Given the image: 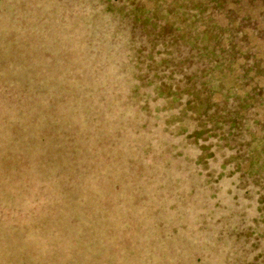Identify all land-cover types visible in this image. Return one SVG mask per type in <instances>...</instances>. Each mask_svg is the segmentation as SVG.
I'll return each instance as SVG.
<instances>
[{
	"label": "rangeland",
	"instance_id": "1",
	"mask_svg": "<svg viewBox=\"0 0 264 264\" xmlns=\"http://www.w3.org/2000/svg\"><path fill=\"white\" fill-rule=\"evenodd\" d=\"M235 2L0 0V264H264V76L216 62L264 68Z\"/></svg>",
	"mask_w": 264,
	"mask_h": 264
},
{
	"label": "trees",
	"instance_id": "2",
	"mask_svg": "<svg viewBox=\"0 0 264 264\" xmlns=\"http://www.w3.org/2000/svg\"><path fill=\"white\" fill-rule=\"evenodd\" d=\"M213 1H215V0H213ZM216 1L219 4V8L224 9L225 0H216ZM239 1H240V3H243L246 6V8L249 12L248 17L246 19H244V23L240 25V29L241 28L248 29L252 32V34L250 36L244 35L245 38L241 41L242 44L243 45L248 44V43H250V41L252 39H255L256 41L260 40V42L264 41V0H234L235 4H238ZM240 13H242V8H240V11L236 12V14H238V15ZM257 17H258V19H257ZM236 27H239V24H237ZM252 35H253V38H252ZM135 40L136 39H135L134 35L130 34L129 35V41L127 44L132 46V44L135 43ZM251 50H252V48L249 49V52ZM215 53L216 52H214V54ZM249 54L251 55L249 57H246L245 52H238L237 51V52H233V53L229 54L227 50L221 49L220 53L217 54L216 62L220 61L218 66H221L226 62L230 65L235 66V64H237L239 60H243L244 63L241 64L240 67H242L244 69H246V65L249 66L250 63L253 62L252 63L253 65H250L249 69L255 68L254 70L256 72H254V70H250V72L252 71L251 73H253V75H258L260 77L264 76V68L262 66L260 67V62H262V60L254 58V56H252L251 52ZM203 57L205 58L206 54H204ZM247 73L248 72H246V74ZM246 74L244 73V75H246ZM49 124H50V129L48 131L50 133L53 125H52V123H49ZM45 136H48V133L47 134L43 133L41 136L44 145L47 144L46 140H44ZM52 141H53V139H51V143L48 146V150H50V148H51ZM56 153H59V150H56ZM87 232H88V229H83L79 232V234L81 237H84V236H86ZM97 247H96V250H98ZM88 248H89V246L84 245L82 247V245H79V247L77 246V249H75V250L73 249V255L79 254V261H76V264H79V263L80 264H88V263L92 262V260L98 258L97 256L95 257L94 254H87L85 252V250H87Z\"/></svg>",
	"mask_w": 264,
	"mask_h": 264
}]
</instances>
